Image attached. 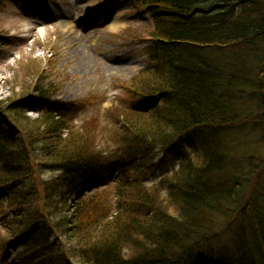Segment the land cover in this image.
I'll return each instance as SVG.
<instances>
[{"label":"trees","instance_id":"trees-1","mask_svg":"<svg viewBox=\"0 0 264 264\" xmlns=\"http://www.w3.org/2000/svg\"><path fill=\"white\" fill-rule=\"evenodd\" d=\"M131 1L150 19L148 64L106 112L110 149L43 88L0 102V264L18 250L15 264H264V159L230 157L240 132L264 139V0ZM159 169L158 185L139 181Z\"/></svg>","mask_w":264,"mask_h":264},{"label":"rangeland","instance_id":"rangeland-1","mask_svg":"<svg viewBox=\"0 0 264 264\" xmlns=\"http://www.w3.org/2000/svg\"><path fill=\"white\" fill-rule=\"evenodd\" d=\"M128 1L4 0L0 9V102L7 103L14 95H37L34 88H43L47 92L44 94L53 96L52 100L66 112L65 119L72 128L99 125V137L95 135L104 148L110 149L109 137L115 122L107 118L106 112L127 97L126 84L147 65V43L136 39L148 29L150 20L126 5ZM37 110L38 106L32 102L26 115L31 123L37 120ZM240 133L231 159L246 161L248 156L264 159L263 137L251 129L246 134ZM187 147L193 151L192 143ZM161 158L160 164L174 171L177 158ZM259 165H252L256 170L255 186L257 192L264 193V166ZM164 173L159 169L139 181L151 188ZM234 173L229 169L224 175L230 179L235 177ZM113 190L114 186H110L103 191L111 204L116 203ZM164 192L161 189L160 194ZM2 211L0 206V214ZM236 215L227 224L218 219L222 227L219 240L223 241L238 228L240 220ZM1 217L0 239L8 237ZM20 252L9 254V263L6 260L3 264H14Z\"/></svg>","mask_w":264,"mask_h":264},{"label":"bare ground","instance_id":"bare-ground-1","mask_svg":"<svg viewBox=\"0 0 264 264\" xmlns=\"http://www.w3.org/2000/svg\"><path fill=\"white\" fill-rule=\"evenodd\" d=\"M117 26H118V24L115 25V27H117Z\"/></svg>","mask_w":264,"mask_h":264}]
</instances>
